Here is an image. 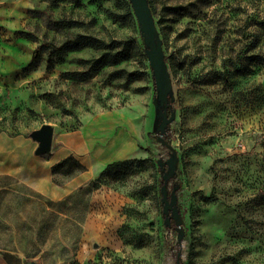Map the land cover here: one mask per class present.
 <instances>
[{
  "label": "rangeland",
  "instance_id": "rangeland-1",
  "mask_svg": "<svg viewBox=\"0 0 264 264\" xmlns=\"http://www.w3.org/2000/svg\"><path fill=\"white\" fill-rule=\"evenodd\" d=\"M150 1L174 94L167 134L179 158L182 263L264 264V156L237 151L264 141V0ZM58 18L86 26L56 30ZM73 31L119 41L130 57L85 81L66 74L102 50L66 52L51 66L44 48L32 62L41 43ZM143 48L129 0H0V132L29 137L48 123L55 141L80 128L94 173L55 205L21 183L0 192V248L18 264H175L157 164L168 150L150 133L155 88ZM128 158L137 161L106 167ZM64 170L54 178L70 177Z\"/></svg>",
  "mask_w": 264,
  "mask_h": 264
},
{
  "label": "crops",
  "instance_id": "crops-1",
  "mask_svg": "<svg viewBox=\"0 0 264 264\" xmlns=\"http://www.w3.org/2000/svg\"><path fill=\"white\" fill-rule=\"evenodd\" d=\"M262 85L264 92V77ZM55 141L57 146H54ZM55 141L52 138L50 152L35 154L37 142L30 137L0 132V192L21 183L55 205L85 186L94 173L91 172V152L80 128L60 133ZM239 145L237 151L244 152L248 158L257 154L264 156L263 142H241ZM67 156L75 158L85 170L68 177L63 183H56L51 167ZM18 257L19 254L0 248V264H18Z\"/></svg>",
  "mask_w": 264,
  "mask_h": 264
},
{
  "label": "water",
  "instance_id": "water-1",
  "mask_svg": "<svg viewBox=\"0 0 264 264\" xmlns=\"http://www.w3.org/2000/svg\"><path fill=\"white\" fill-rule=\"evenodd\" d=\"M143 41L144 54L148 59L154 80L155 94L153 97L154 119L152 130L155 140L168 150L166 159L158 158L157 164L161 174L160 187L161 208L164 224L176 231L175 264L182 263V240L185 235L184 219L180 213L177 201L179 184L176 180L179 158L171 139H166L169 124L175 119V109L172 107L174 94L170 72L168 70L162 39L156 27L149 0H129ZM54 128L51 124L44 123L39 128L32 130L29 137L37 142L35 154L48 153L51 150ZM169 182L173 183L168 189ZM173 223V224H172ZM94 246H97L95 243ZM26 264H42L37 259H30Z\"/></svg>",
  "mask_w": 264,
  "mask_h": 264
},
{
  "label": "trees",
  "instance_id": "trees-1",
  "mask_svg": "<svg viewBox=\"0 0 264 264\" xmlns=\"http://www.w3.org/2000/svg\"><path fill=\"white\" fill-rule=\"evenodd\" d=\"M52 3H60V2H73L78 3L80 0H47ZM149 5L151 8V11L153 12V6L152 2L149 0ZM127 17L132 18V12L131 10H128ZM51 24L54 29L60 30V31H68L75 28H82L85 27L86 24L78 19L74 18H58V19H51ZM25 35H28L29 37H32L31 34L25 33ZM121 42H106L105 40H101L99 38H96L94 36L83 34L81 32H71V34H66L65 37L58 43H54L52 41L41 43L39 45V48L35 50L32 56V62L36 61L41 54L42 49L49 48L51 53L47 60L49 65H53L56 60L61 61L63 54L66 52H73L80 50L82 48H93L95 50H102V52L95 58L92 59H80V63L83 67H85L84 70H78V71H72L68 72L66 75L68 78L77 80V81H85L97 74V72L106 66H114L118 64L120 61L127 59L130 57V54H128V51L125 47H121ZM52 55H54L56 58H52ZM141 56L143 54L141 53ZM166 57V55H165ZM167 58V57H166ZM218 76L223 77L222 73H217ZM29 136V135H27ZM166 139H170V136L167 134ZM264 143V141H263ZM137 161L136 159H124L121 161H115L112 163H109L106 165V167H111L114 165H117L119 163H126V162H133ZM73 166L75 167L76 171L74 174L85 170V167L79 163L75 158L72 156H67L64 159L59 160L57 163H55L52 167V174H53V181L56 183H63L64 180H58L54 178V175L57 171L60 169H65L64 174L66 175H74L72 174L74 170H72ZM215 179L216 175L213 176V184H212V190L215 188ZM160 186L162 185V179L160 178L159 181ZM212 196V192L209 196H206V198H209ZM173 224V223H172ZM173 228V225H172Z\"/></svg>",
  "mask_w": 264,
  "mask_h": 264
}]
</instances>
